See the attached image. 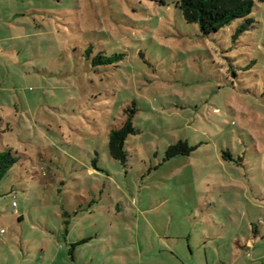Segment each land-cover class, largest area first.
I'll list each match as a JSON object with an SVG mask.
<instances>
[{
  "label": "rangeland",
  "instance_id": "374dc122",
  "mask_svg": "<svg viewBox=\"0 0 264 264\" xmlns=\"http://www.w3.org/2000/svg\"><path fill=\"white\" fill-rule=\"evenodd\" d=\"M176 1L0 0V152L17 158L0 182V264L150 246L168 259L165 245L189 258V243L195 257L212 218L262 216L264 0L237 38L245 19L203 35ZM131 112L121 162L109 137Z\"/></svg>",
  "mask_w": 264,
  "mask_h": 264
},
{
  "label": "crops",
  "instance_id": "0c3cea01",
  "mask_svg": "<svg viewBox=\"0 0 264 264\" xmlns=\"http://www.w3.org/2000/svg\"><path fill=\"white\" fill-rule=\"evenodd\" d=\"M259 192L261 194L257 196L260 197V203L258 204L259 201L254 199L252 204L259 207L258 209L260 210V214H262V216L259 215L254 217V215L249 214V212L242 211L240 212L241 226L236 225V212L235 214L230 211L225 212L226 218L228 219V223L225 226H222L220 223L217 224L215 222L216 218H212L214 224H216L219 229H214L210 231V233L203 232L201 242L197 245L198 255L196 254L195 257H193L195 254L194 248L189 243V250L192 254L189 258L184 257L181 254V249L165 245L164 248L169 252L171 258L167 259L162 256L160 257L159 255L162 253L161 250L157 256V250H153L150 246L147 251L150 252L149 254H154L152 257L147 256L148 252L143 253L140 251L138 252V259L125 256L123 258H107L104 260H98L92 257L86 259L83 264H264V190L260 189ZM247 215H249L251 227L250 224H248L249 221L247 220ZM169 238L173 237H161V239ZM214 239L218 241V249L215 248L212 243V240ZM221 247L225 248L229 253L228 259L224 256ZM187 254L190 255L189 253ZM40 258V264H67V262H62V259L59 258L57 253H55L48 261H46L43 255ZM0 262L2 263L1 257ZM12 264L20 263L18 261H14Z\"/></svg>",
  "mask_w": 264,
  "mask_h": 264
},
{
  "label": "trees",
  "instance_id": "16d2710c",
  "mask_svg": "<svg viewBox=\"0 0 264 264\" xmlns=\"http://www.w3.org/2000/svg\"><path fill=\"white\" fill-rule=\"evenodd\" d=\"M176 3L185 21L198 24L203 35L217 33L231 25L235 20L245 19V23L237 30L235 35V38H237L239 34L248 29V25L253 23V20L249 17L254 7L253 0H177ZM98 58L101 62L103 61L102 56H98ZM133 114L134 112L129 113L124 124L113 130L109 137L110 155L121 162L127 160L125 148L127 138L131 134L136 135L138 133L133 124ZM13 152L12 149L0 152V182L3 176L8 173L10 167L17 162ZM190 152L191 148L183 143L170 147L168 156L188 155ZM66 234H68V230H66ZM84 242L85 240H81L76 244H72L71 251L75 246Z\"/></svg>",
  "mask_w": 264,
  "mask_h": 264
},
{
  "label": "built area",
  "instance_id": "2783aa9c",
  "mask_svg": "<svg viewBox=\"0 0 264 264\" xmlns=\"http://www.w3.org/2000/svg\"><path fill=\"white\" fill-rule=\"evenodd\" d=\"M14 208H15V211H16V209H17V203L16 202H14Z\"/></svg>",
  "mask_w": 264,
  "mask_h": 264
}]
</instances>
